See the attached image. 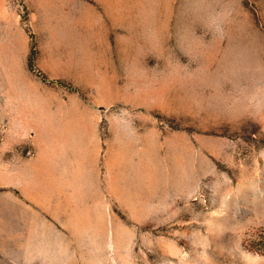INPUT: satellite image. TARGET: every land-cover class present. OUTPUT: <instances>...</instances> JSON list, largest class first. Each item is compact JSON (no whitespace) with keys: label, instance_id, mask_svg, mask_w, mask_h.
I'll use <instances>...</instances> for the list:
<instances>
[{"label":"rangeland","instance_id":"374dc122","mask_svg":"<svg viewBox=\"0 0 264 264\" xmlns=\"http://www.w3.org/2000/svg\"><path fill=\"white\" fill-rule=\"evenodd\" d=\"M0 127L79 206L19 264H264V0H0Z\"/></svg>","mask_w":264,"mask_h":264},{"label":"crops","instance_id":"0c3cea01","mask_svg":"<svg viewBox=\"0 0 264 264\" xmlns=\"http://www.w3.org/2000/svg\"><path fill=\"white\" fill-rule=\"evenodd\" d=\"M2 89H5L4 85ZM4 148L6 147L0 151V239L3 245L0 252H2V256L7 253L5 259L12 264H19L21 244L35 245L39 243L46 245L52 243L53 240L50 238L57 232L55 230H58L57 224L47 223L46 219L49 217L55 221L60 216L53 214L48 209L38 210L36 207H73L70 208L71 217L76 218V208L74 207L79 206L74 202L75 197L69 198V202L65 204L62 195L53 193V190H59L57 175L50 179L48 177L38 179L36 169L31 163H24L23 167L16 164V154L6 153ZM53 152L55 154V150ZM9 159H12V165L10 163L6 165L5 162ZM71 181L74 183L73 186L79 185V175L73 174ZM80 184L83 196V176ZM76 192L78 193V191ZM76 194L73 193L72 195ZM17 207H30V214L26 217L18 215ZM40 211L46 214H38ZM73 234L76 232L73 231ZM25 250H27L30 260L47 258V255L44 256L45 251L44 255L37 256L35 246L25 247Z\"/></svg>","mask_w":264,"mask_h":264}]
</instances>
